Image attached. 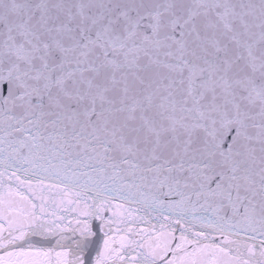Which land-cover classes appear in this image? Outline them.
Here are the masks:
<instances>
[{
    "label": "snow or ice",
    "instance_id": "obj_1",
    "mask_svg": "<svg viewBox=\"0 0 264 264\" xmlns=\"http://www.w3.org/2000/svg\"><path fill=\"white\" fill-rule=\"evenodd\" d=\"M0 264H264V0H0Z\"/></svg>",
    "mask_w": 264,
    "mask_h": 264
}]
</instances>
